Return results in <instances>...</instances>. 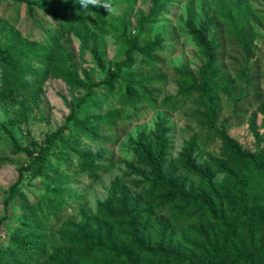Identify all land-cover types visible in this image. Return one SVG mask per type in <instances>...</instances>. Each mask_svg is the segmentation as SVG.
Masks as SVG:
<instances>
[{
  "label": "trees",
  "instance_id": "trees-1",
  "mask_svg": "<svg viewBox=\"0 0 264 264\" xmlns=\"http://www.w3.org/2000/svg\"><path fill=\"white\" fill-rule=\"evenodd\" d=\"M13 1L22 3L35 20V11L55 20L59 29L31 40L0 17V101L17 106L24 122L27 112L38 106L49 77L82 94L69 105L65 123L42 144L23 148L11 138L15 153L25 154L27 161L17 167V178L3 199L5 208L16 204L19 212L0 218V239L2 231L6 239L5 246L0 241V264H264V133L254 132L263 144L253 153L228 134L230 119L219 121L223 96L234 103L235 116L243 114L236 107L246 95L233 94L239 84L252 82L248 64L264 27V0H259L261 10L250 0H185L184 28L202 64L195 71L176 70L178 96L160 103L154 91L163 80L144 71L157 63L164 40L155 27L175 0H149L148 13L137 15L134 28L126 13L105 21L102 7L84 9L79 0ZM122 1L129 6L137 2ZM197 12L201 20L195 24ZM108 34L118 45L113 62L105 48ZM71 36L79 40L80 54L88 51L96 67L84 71L82 78L73 66ZM233 49L242 55L238 70L231 63L226 67L231 59L238 65L231 58ZM96 71L103 75L100 80L94 77ZM253 88L257 107L248 125L254 130L260 114L264 130V100L259 102L260 91ZM115 91L117 107L103 111ZM187 101L200 110L196 121L206 130L201 144L218 141V156L207 155L197 163L196 141L191 139L170 159L171 129L161 120L148 139L140 135L130 141L132 158L125 178L112 181L95 213L82 212L78 222L66 220L50 232V216L71 198L62 194L71 168L49 161L57 143L67 146L66 137L74 134L101 141L102 126L118 128L145 111L175 112ZM104 155L103 150L79 152V175L96 179ZM26 175L51 179L38 203H31L21 188Z\"/></svg>",
  "mask_w": 264,
  "mask_h": 264
},
{
  "label": "rangeland",
  "instance_id": "rangeland-1",
  "mask_svg": "<svg viewBox=\"0 0 264 264\" xmlns=\"http://www.w3.org/2000/svg\"><path fill=\"white\" fill-rule=\"evenodd\" d=\"M111 11L104 9L105 21L115 20L122 14H127V19L134 28L135 19L138 14H147L150 8L149 0H137L133 6L127 5L122 0H109ZM250 3L258 10H261L259 0H250ZM167 12L161 14L156 24L155 32L163 37L161 50L157 56V63L144 72L148 74L156 73L163 81L156 87L154 97L160 103L165 98L175 100L178 96V82L176 70L186 68L188 71L197 70L202 60L192 39L185 31V21L187 18L186 1L175 0L173 4L167 6ZM35 18H31L26 13V8L22 3L13 0H0V17L7 20L16 28L21 30L24 37L31 40H42L45 34L57 32L58 24L48 16H42L39 11H35ZM94 19V16H93ZM195 24L201 20L200 14L194 15ZM262 35L256 40V52L250 60L248 74L252 80L250 85L239 84L233 94L234 97L244 93L242 103L238 104L236 109L243 112L242 116L233 114V104L225 96L220 106L219 121L221 123L230 119L228 134L236 139L242 147L250 152H257L263 142L258 143L254 132L264 133L261 128L262 116L257 115L256 128H249L248 119L256 111L257 106H253L256 96L254 88L256 86L260 91V101L264 100V27L261 29ZM70 52L72 54L73 66L80 78L83 72L89 69H95L91 54L86 51L84 55L80 54L79 40L71 36ZM107 59L110 62L115 61L118 53V45L115 42V36L108 34L104 37ZM236 49L231 52V58L238 63L236 66L232 59L226 63L229 68L230 63L238 70L242 65V55L236 56ZM240 53V52H239ZM152 70L154 72H152ZM98 71L94 74L96 80L102 78ZM82 93L73 92L65 83L53 77H49L44 84L38 100V106L33 107L27 112L26 120L20 122L17 106L11 103L0 101V218L6 214H17L19 206L13 204L10 208L3 206V199L11 184L17 178V167L27 161L23 153H15V148L11 143L13 138L21 147H30L31 143L42 144L47 134L54 132L65 123L69 115V105L73 99L79 98ZM117 93L109 100L110 104L106 108L117 107ZM257 101V100H256ZM258 102V103H259ZM194 101H187L184 106H180L175 112L169 110L145 111L132 117L127 123L121 124L118 128L101 127V141H90L85 138H79L76 134L66 137L67 146L57 143L50 154L49 161L56 164L59 162L61 167L69 166L72 175L66 178L68 188L62 194L71 198L67 201L65 207L55 215L50 216L48 227L50 232H54L66 220L78 222L82 212L94 214L99 203L108 197V191L112 181L116 177L125 178L126 163L131 161L130 141H135L140 135L148 139L154 132L155 126L159 121H164L167 127H170V159L177 157L184 142L195 139L196 141V162L201 163L208 156L216 157L219 153V142L209 141L201 144L205 139L206 130H202L196 121L197 114L200 112L195 107ZM252 106V107H251ZM7 133H6V132ZM116 135L119 136L118 142H115ZM83 150L105 151L106 162L101 171L98 172L96 179H89L86 176L79 175V157L78 153ZM138 178V177H136ZM127 180V179H126ZM50 178H30L26 175L22 182V190L27 195L31 203H38L41 197L46 193ZM126 183V182H125ZM127 184V183H126ZM129 184V181H128ZM127 184V185H128ZM138 193L137 190H131ZM1 233L0 241L3 246L6 245V239ZM49 232V233H50Z\"/></svg>",
  "mask_w": 264,
  "mask_h": 264
},
{
  "label": "clouds",
  "instance_id": "clouds-1",
  "mask_svg": "<svg viewBox=\"0 0 264 264\" xmlns=\"http://www.w3.org/2000/svg\"><path fill=\"white\" fill-rule=\"evenodd\" d=\"M79 3L84 9H87L91 5L94 8L103 7L107 12L112 10L109 0H79Z\"/></svg>",
  "mask_w": 264,
  "mask_h": 264
}]
</instances>
